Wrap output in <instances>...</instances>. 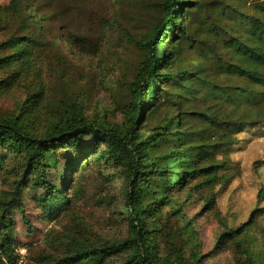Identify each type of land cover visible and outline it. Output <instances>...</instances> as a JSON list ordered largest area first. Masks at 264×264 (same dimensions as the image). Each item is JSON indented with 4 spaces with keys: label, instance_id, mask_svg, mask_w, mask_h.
<instances>
[{
    "label": "trees",
    "instance_id": "16d2710c",
    "mask_svg": "<svg viewBox=\"0 0 264 264\" xmlns=\"http://www.w3.org/2000/svg\"><path fill=\"white\" fill-rule=\"evenodd\" d=\"M61 1L9 0L0 7V32H9L0 42V71L13 69L12 81L29 75L33 59L44 45L45 29L58 19ZM157 6L162 17L145 41L122 36L144 55L136 79L130 83V105L125 107L122 123L104 126L89 122L82 108L75 105L56 120L48 119L46 130L38 133L32 123L37 118L34 110L41 99L40 90L26 96L17 114L0 117V170L9 166L11 159L19 164L15 173L18 182L22 188L40 191L33 200L48 221L70 213L71 200L79 190L72 185L74 174L82 162L86 169L91 156L96 162L104 159L120 164L127 173L126 239L94 245L69 237L61 243L64 253L58 259L41 257L47 260L45 264H103L122 254L127 256L121 264H199V259H188L171 241H160L167 249L160 248L157 238L161 239L155 235L160 231L149 228L148 222L189 184L190 194L205 192L201 195L203 208L212 211L216 187L229 186L234 177L227 171L237 136L258 125L264 128V23L252 19L245 36L225 30L229 36L219 44L195 37L196 29L190 31L202 1L160 0ZM203 23V18L198 21ZM165 46L170 49L165 51ZM219 46L224 55H218ZM10 76L0 79V90L11 86ZM159 94L165 102L161 109L173 114L144 136L141 121L159 109V103L154 104ZM61 152L66 154L65 169L56 183L50 176L60 163ZM69 188L73 189L70 195ZM20 190L16 188L14 196H18L17 209L23 213ZM12 204L0 202V264L18 259L14 226L8 216L16 205ZM72 223L80 227L74 218ZM238 230L224 236L236 238Z\"/></svg>",
    "mask_w": 264,
    "mask_h": 264
},
{
    "label": "rangeland",
    "instance_id": "374dc122",
    "mask_svg": "<svg viewBox=\"0 0 264 264\" xmlns=\"http://www.w3.org/2000/svg\"><path fill=\"white\" fill-rule=\"evenodd\" d=\"M159 1L62 0L58 19L46 24L49 26L43 36L45 42L33 59L29 75L12 81L13 69L0 71V79L11 75V86L0 90V117L6 113L17 114L26 96L40 90L41 99L35 102L34 110L37 118L32 123L38 133L46 130L48 119L56 120L61 112L71 111L75 105L82 108L89 122L104 126L122 123L125 107L130 105V83L136 79L144 58L122 36L145 41L162 17L157 6ZM198 1L203 6L193 16L192 21L196 23L190 31L196 29L195 37L199 39L220 44L229 36L225 30L245 36L252 19L264 23V0ZM8 2L0 0V7ZM185 17L187 22L188 15ZM202 18L204 23L199 25ZM8 34V30L1 31L0 42ZM169 49V46L164 48ZM199 49L207 56L205 48ZM217 50L218 55H224L221 46ZM157 98L154 104L159 103V109L141 121L144 136L166 115L173 114L161 109L164 96L159 94ZM237 137L227 171L234 177L229 186L216 187L218 193L212 211L203 208L201 195L205 192L190 194L189 184L186 190L174 194L169 205L163 206L160 214L148 222L149 228L160 231L153 232L161 239L157 238L160 248L167 249L160 241H171L188 259H199V264H264V128L258 125ZM94 158L87 159L86 169L82 162L74 174L72 185L79 190L71 200L70 213L54 221L44 219L33 200L40 191L22 188L18 182L17 162L11 159L9 166L0 170V202L16 204L8 215L14 226L18 255L13 264H45L47 260L43 261L42 256L54 261L64 253L61 243L69 237L94 245L126 239L129 226L123 211L127 173L120 164L104 159L96 162ZM65 159L66 154L61 152L58 167L52 169L50 177L56 183L65 169ZM16 188H21L23 213L17 209ZM73 218L80 227L73 226ZM238 228V237L224 236ZM161 253L165 254L164 250ZM126 256L110 257L103 264H121Z\"/></svg>",
    "mask_w": 264,
    "mask_h": 264
}]
</instances>
